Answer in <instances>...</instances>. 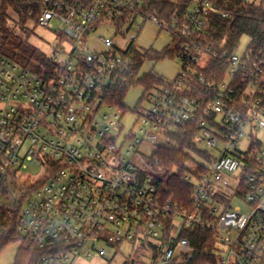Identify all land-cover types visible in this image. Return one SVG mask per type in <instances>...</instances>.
I'll return each mask as SVG.
<instances>
[{"label": "built area", "instance_id": "obj_1", "mask_svg": "<svg viewBox=\"0 0 264 264\" xmlns=\"http://www.w3.org/2000/svg\"><path fill=\"white\" fill-rule=\"evenodd\" d=\"M173 1L185 9L159 18L145 0H29L28 14L59 38L52 54L0 49V197L8 183H23L22 173L37 174L17 231L45 250L38 264L106 259L124 242L165 264L178 252L188 264L195 247L185 230L210 233L219 264H264V40L243 53L213 50L195 35L212 11L231 16L228 0ZM147 21L170 34L181 67L128 121L122 94L149 57L136 44ZM93 37L100 50L90 48ZM117 37L129 38L126 48ZM197 53L208 56L205 66ZM209 66L212 78L199 72ZM194 83L206 91L191 94ZM192 122L209 158L184 171L187 209L164 197L139 155L167 147L159 137L172 141Z\"/></svg>", "mask_w": 264, "mask_h": 264}, {"label": "trees", "instance_id": "obj_2", "mask_svg": "<svg viewBox=\"0 0 264 264\" xmlns=\"http://www.w3.org/2000/svg\"><path fill=\"white\" fill-rule=\"evenodd\" d=\"M148 10L159 18H167L176 11L182 12L186 4L173 0H145ZM32 4L29 0H0V49L3 48L11 30L7 25L10 10L17 16V21L24 23L29 19L35 20V15H29ZM223 9L230 12L229 18H223L212 11L206 20L203 30L195 35L204 46L212 49L233 50L238 47L243 35H249L252 42L259 45L264 40V0L259 2L247 0H228ZM6 43V42H5ZM178 48L173 44L162 52L149 50L144 55L159 60L167 56H174ZM143 59L139 57L137 67ZM214 67L199 68V72L212 78ZM138 83L144 85L146 93L156 85L163 83V78L154 74H145ZM202 84H193L189 91L191 94L205 92ZM123 97L125 93L122 94ZM199 131L196 122L189 123L184 129H179L171 135L175 145L161 147L153 159L155 165L165 171V180L158 179L159 186L164 197L172 196L174 200L187 209L191 208V185L184 179L185 163L193 160L190 152H194L202 159H208L209 155L198 148L194 142L195 134ZM36 185L23 184L12 181L3 187L0 197V252L9 244L19 242L20 247L13 264H38L44 249L37 243L22 236L17 231V221L21 208L29 194ZM184 236L188 237L195 252L188 264H219V257L214 251L215 239L207 231L185 230ZM124 264H131L129 261Z\"/></svg>", "mask_w": 264, "mask_h": 264}, {"label": "rangeland", "instance_id": "obj_3", "mask_svg": "<svg viewBox=\"0 0 264 264\" xmlns=\"http://www.w3.org/2000/svg\"><path fill=\"white\" fill-rule=\"evenodd\" d=\"M10 18H8L7 25L9 26L11 33L5 42L3 51L6 53L13 52L14 49H20L26 55L33 59H40L42 54L51 55L55 43H58V36L49 30L48 28L38 24L35 20L29 19L24 23L18 22L17 16L8 11ZM98 33H102L99 31ZM96 33V34H98ZM105 33V32H104ZM113 35V32H110ZM117 44L121 48H126L129 43V38L127 37H117ZM251 38L249 35H243L240 39V43L237 47L238 53H243L249 46ZM136 44L143 49L154 50L162 52L165 48L172 46V39L167 31H164L158 27L153 21H147L142 29L137 32ZM91 49L100 50L102 48L101 43L97 41L95 37L92 38ZM199 57V65L205 66L208 61V56L201 53H197ZM180 62L174 56H167L165 58L156 60L151 57L146 58L142 62V67L140 70V75L142 74H154L163 77L168 80H173L176 78L180 70ZM141 76V77H142ZM146 88L140 83H136L132 87L128 88L124 96V107L123 110L127 111L128 121L134 118L132 111H140L148 106L147 98L145 97ZM157 91L152 89L149 91V95L153 96ZM148 95V96H149ZM122 109V108H121ZM259 137H264V131H260ZM250 138L249 135L246 137ZM243 142H249L244 140ZM220 146L223 145L222 142L219 143ZM159 145L162 146H172L175 145L173 141H168L164 137H159ZM157 146L145 147V153L139 155L141 167L155 176L157 179L165 180V171L158 167H153L151 165V155L155 152ZM199 149H205L203 144H198ZM193 160L185 163L186 169H194L196 163L203 161L202 158L197 156L194 152H190ZM37 174L32 176V171L24 172L21 175V182L25 184H31L36 181ZM241 200H234L233 204H239ZM244 212H250V207L243 205ZM20 243L13 242L7 245L0 252V264H13L16 254L19 250ZM129 261L131 264H165L162 261V257H156L152 251H148L145 248L137 245H132L128 242L122 243L117 249L109 250L108 257L106 259L96 257L92 259L79 260L78 264H124ZM184 257L179 255L177 252L176 257L172 264H183Z\"/></svg>", "mask_w": 264, "mask_h": 264}, {"label": "crops", "instance_id": "obj_4", "mask_svg": "<svg viewBox=\"0 0 264 264\" xmlns=\"http://www.w3.org/2000/svg\"><path fill=\"white\" fill-rule=\"evenodd\" d=\"M95 258H96V257H95ZM79 260H86V259H78L76 264H78V263H79ZM87 260H88V259H87Z\"/></svg>", "mask_w": 264, "mask_h": 264}]
</instances>
